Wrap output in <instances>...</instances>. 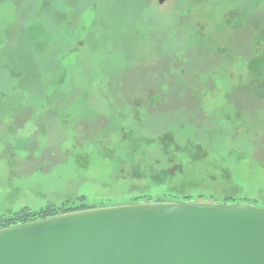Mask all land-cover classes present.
Here are the masks:
<instances>
[{
    "label": "rangeland",
    "instance_id": "374dc122",
    "mask_svg": "<svg viewBox=\"0 0 264 264\" xmlns=\"http://www.w3.org/2000/svg\"><path fill=\"white\" fill-rule=\"evenodd\" d=\"M80 195L264 207V0H0V215Z\"/></svg>",
    "mask_w": 264,
    "mask_h": 264
},
{
    "label": "water",
    "instance_id": "95a60500",
    "mask_svg": "<svg viewBox=\"0 0 264 264\" xmlns=\"http://www.w3.org/2000/svg\"><path fill=\"white\" fill-rule=\"evenodd\" d=\"M0 264H264V207L150 201L76 209L0 228Z\"/></svg>",
    "mask_w": 264,
    "mask_h": 264
},
{
    "label": "trees",
    "instance_id": "16d2710c",
    "mask_svg": "<svg viewBox=\"0 0 264 264\" xmlns=\"http://www.w3.org/2000/svg\"><path fill=\"white\" fill-rule=\"evenodd\" d=\"M176 31V30H175ZM174 33V39L176 40L177 37L179 35L182 34H186L185 32V27L184 29L178 31V36L177 33ZM200 40V39H199ZM215 40V44H218V42ZM176 44H180L179 40H176ZM201 45V44H200ZM183 47V46H182ZM205 47V48H203ZM219 44L216 45L215 47L213 45H201L199 46L198 49H206V51H208L209 53H207L206 57L205 55H198L197 57H194V61H189L188 62L192 63L191 68L196 70L195 72H199L198 74L196 73V76L199 80L195 81V82H191L190 81V70L188 68L185 69V71L183 70V67L181 66V70H176V78H180V83H182V87L181 89L176 90V106L184 108L187 106H191V107H196L199 113L202 112L203 110V105H204V100H205V96H199L197 97H191L195 95L194 91H198L199 94H203L205 89H208L207 87H199L198 85H195V83H204V81L202 80V78L204 76H207L210 80L213 79V81L215 80V77L220 74L221 72L216 71L217 67L222 66L226 63V61H224V58H221L222 55H226L225 50L223 49L224 47H220ZM183 50H186L187 47H183ZM219 48V49H218ZM186 61V60H185ZM168 64H171L168 62ZM189 70V71H188ZM193 72V71H192ZM168 75V74H167ZM215 75V76H214ZM167 83V82H166ZM191 85V87H195V88H190L187 87L186 85ZM165 88L168 90V86H165ZM170 91V90H169ZM203 103H201V98ZM185 105V106H183ZM202 106V107H201ZM183 124L188 126V127H192L195 128L196 126V121H191L188 118H184ZM181 125V124H179ZM182 127V126H181ZM177 128V127H176ZM138 196H142V197H138L140 199L142 198H150L147 196V194H141ZM137 197V196H136ZM173 198H178L176 196H172ZM187 197V196H186ZM193 199H185V200H180L181 203L185 202V201H191ZM245 199L241 200V201H237L236 203H242V201H244ZM156 201H163V200H156ZM230 201V202H228ZM236 200H225L222 201V203H233ZM246 201V200H245ZM150 202V201H148ZM75 203V204H74ZM138 203V202H137ZM250 204V203H249ZM92 207H97V205H90L87 204L85 202V196L84 195H80L78 198H76V201H63L61 203H56V202H49L46 205H43L41 207H31L28 205H24V207H21L19 210L13 211L11 213H7V214H2L0 215V228L2 227H6V226H11V225H15L18 223H24V222H28V221H32V220H36V219H41V218H46V217H50V216H54V215H58L61 213H65V212H70V211H75L77 210H81V209H87V208H92Z\"/></svg>",
    "mask_w": 264,
    "mask_h": 264
}]
</instances>
